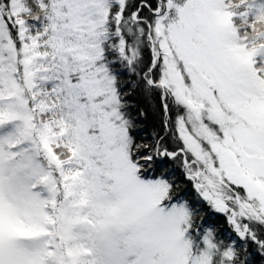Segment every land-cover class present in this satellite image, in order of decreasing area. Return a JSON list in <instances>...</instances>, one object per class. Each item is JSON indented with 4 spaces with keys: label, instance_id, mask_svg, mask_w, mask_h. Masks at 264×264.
I'll list each match as a JSON object with an SVG mask.
<instances>
[{
    "label": "snow or ice",
    "instance_id": "6c2138e0",
    "mask_svg": "<svg viewBox=\"0 0 264 264\" xmlns=\"http://www.w3.org/2000/svg\"><path fill=\"white\" fill-rule=\"evenodd\" d=\"M0 264H264V0H0Z\"/></svg>",
    "mask_w": 264,
    "mask_h": 264
}]
</instances>
